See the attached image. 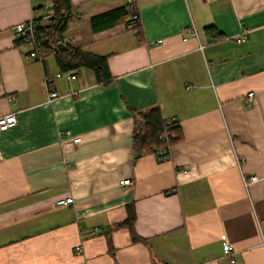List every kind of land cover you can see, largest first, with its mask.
Masks as SVG:
<instances>
[{
	"label": "crops",
	"instance_id": "0c3cea01",
	"mask_svg": "<svg viewBox=\"0 0 264 264\" xmlns=\"http://www.w3.org/2000/svg\"><path fill=\"white\" fill-rule=\"evenodd\" d=\"M129 1L70 0L65 36L107 57L104 83L56 78L54 55L17 44L46 0H0V116L18 114L0 130V264H231L223 234L239 264H264V0H136L141 41L93 25ZM153 107L180 130L168 160L134 146V111ZM130 206L138 241L119 226Z\"/></svg>",
	"mask_w": 264,
	"mask_h": 264
},
{
	"label": "trees",
	"instance_id": "16d2710c",
	"mask_svg": "<svg viewBox=\"0 0 264 264\" xmlns=\"http://www.w3.org/2000/svg\"><path fill=\"white\" fill-rule=\"evenodd\" d=\"M70 11V0H53L51 16L41 27L44 33L42 51L45 56L47 54L54 55L63 71L88 68L95 73L97 80L104 83L109 82L112 74L107 57L85 52L71 44H68L70 47L68 51L56 49L65 36ZM130 15L128 3L124 7L94 17L93 25L96 28H103L119 22H126L127 24ZM136 35L141 41V26L137 27ZM17 44L22 45L24 42L17 40ZM134 123V146L139 154L153 152L159 156L161 150L171 148L181 138L179 127L173 119L164 117L159 107L134 111ZM165 133H167V139L163 138ZM130 211L127 220L119 226H127L131 230L133 240L138 241L142 238L135 231V213L131 206Z\"/></svg>",
	"mask_w": 264,
	"mask_h": 264
},
{
	"label": "built area",
	"instance_id": "2783aa9c",
	"mask_svg": "<svg viewBox=\"0 0 264 264\" xmlns=\"http://www.w3.org/2000/svg\"><path fill=\"white\" fill-rule=\"evenodd\" d=\"M52 5L53 0H46V2L41 5L39 8L34 9V14L32 17L26 21L18 23L14 27V34L17 40H22L25 45H28L30 47L27 57L33 60H39L43 61L45 58V53L42 51V45H43V38L44 33L42 32L41 27L43 26V23L46 22L52 13ZM129 10L131 12L130 18L127 22V26L129 29L133 30L135 33L137 32V27L142 26V18L140 14V10L137 4L136 0H130L129 1ZM191 36H197V30L195 26H193L190 30ZM238 40H244V35H240V37H237ZM187 39V38H186ZM71 40L69 37L64 36L61 40V43L68 45L70 44ZM66 78L68 80H73L77 78V75L73 71H61L57 73L56 78ZM50 80L47 79V85H49ZM49 87V86H48ZM255 93L251 92L249 93V98L252 100ZM61 96V93L56 90L49 89L48 94V101L52 102L55 99L59 98ZM18 122V114L17 113H7L2 116H0V130L6 131L9 130L11 127L15 126ZM167 133L163 135L164 139H167ZM68 136H71L70 133H67ZM81 141L80 137H76L73 139L74 143H79ZM171 153H170V147L167 149L161 150L159 152V158L161 160H168L170 159ZM239 163L241 164V161L239 160ZM262 177L257 174H248L245 172H242V179L244 182V185L246 188H249L250 184L253 182H257ZM121 185L128 186L132 184V180L130 178L121 180ZM74 203L73 197H66L58 199L57 204L59 205H71ZM97 229L93 231V234H97ZM223 241V252L224 256L228 257L230 259L231 264H239L235 258L233 257L234 251L233 246L230 244V242L227 239V235L223 234L221 236ZM264 244V241H263ZM79 251L82 250L81 247L78 248Z\"/></svg>",
	"mask_w": 264,
	"mask_h": 264
},
{
	"label": "water",
	"instance_id": "95a60500",
	"mask_svg": "<svg viewBox=\"0 0 264 264\" xmlns=\"http://www.w3.org/2000/svg\"><path fill=\"white\" fill-rule=\"evenodd\" d=\"M56 49L62 50V51H64V50L68 51L70 49V47L68 45L63 44V43H59V45H57Z\"/></svg>",
	"mask_w": 264,
	"mask_h": 264
},
{
	"label": "rangeland",
	"instance_id": "374dc122",
	"mask_svg": "<svg viewBox=\"0 0 264 264\" xmlns=\"http://www.w3.org/2000/svg\"><path fill=\"white\" fill-rule=\"evenodd\" d=\"M25 46L29 48V46H28V45H25ZM48 56H49V55H48Z\"/></svg>",
	"mask_w": 264,
	"mask_h": 264
}]
</instances>
